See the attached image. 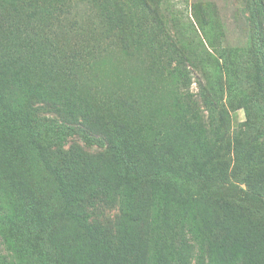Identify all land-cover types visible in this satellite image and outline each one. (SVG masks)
<instances>
[{"label":"trees","instance_id":"obj_1","mask_svg":"<svg viewBox=\"0 0 264 264\" xmlns=\"http://www.w3.org/2000/svg\"><path fill=\"white\" fill-rule=\"evenodd\" d=\"M247 1L242 63L171 33L161 0H0V264H264V0ZM112 40L173 78L153 137L75 91Z\"/></svg>","mask_w":264,"mask_h":264},{"label":"rangeland","instance_id":"obj_2","mask_svg":"<svg viewBox=\"0 0 264 264\" xmlns=\"http://www.w3.org/2000/svg\"><path fill=\"white\" fill-rule=\"evenodd\" d=\"M248 5L247 0H161L160 11L168 21L177 19L178 23L170 27L171 33H189L199 45L206 42V33L215 44L239 49L236 58L243 63L249 58L247 45L251 37ZM177 25L180 28L175 27ZM75 41L73 39V43ZM114 43L115 40H112L111 44ZM155 58L156 54L152 50L126 54L116 43L109 48L108 53L104 51L97 57L94 67L89 70L82 68V71L77 72L78 75L72 76L75 91L105 107L111 120L126 115L134 125L142 127L149 137H153L170 121L169 111L173 109L176 93L173 78L167 75L161 76L160 83L157 79L154 83L156 74L150 65ZM192 89L197 91L196 82ZM133 94H136L134 98L137 103L129 107L128 113L122 110L120 115L115 114L117 111L111 107L113 103L109 98L120 95L124 97L120 100L128 101L133 99ZM232 116L234 125L240 128L239 123L245 119L244 111L233 112ZM33 171L39 172L38 169ZM116 206L113 203L111 208L105 210L109 220L115 217ZM18 234V231L10 233L13 237ZM24 238L30 248L37 251L44 248L41 235L30 232Z\"/></svg>","mask_w":264,"mask_h":264}]
</instances>
